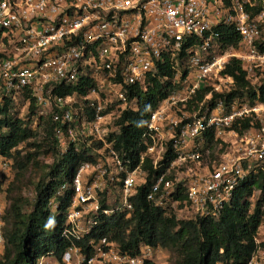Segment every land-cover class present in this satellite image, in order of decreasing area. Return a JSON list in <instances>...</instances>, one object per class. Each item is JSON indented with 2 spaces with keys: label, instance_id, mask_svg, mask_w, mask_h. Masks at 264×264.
I'll list each match as a JSON object with an SVG mask.
<instances>
[{
  "label": "built area",
  "instance_id": "obj_1",
  "mask_svg": "<svg viewBox=\"0 0 264 264\" xmlns=\"http://www.w3.org/2000/svg\"><path fill=\"white\" fill-rule=\"evenodd\" d=\"M255 5L249 0H0V46L10 48L0 57V107L8 98L21 102L30 92L36 106L32 128L50 118L57 124L58 157L74 147L86 158L48 201L55 217L62 200H70L63 237L81 241L104 217L124 213L130 218L148 177L146 159L157 170L170 143L177 157L153 183L148 200L168 212L176 210L174 194L183 183L187 218L219 216L245 177L264 172V103L228 106L222 98L235 87L234 79L223 75L231 59L242 62L249 79L264 70V5L253 16L247 7ZM221 24L239 33L237 51H222L215 30ZM165 58L176 85L152 113L146 150L133 167L114 146L117 122L124 111L137 109L130 92L145 87ZM87 82L84 93L58 92ZM201 90L207 94L199 101ZM215 95L220 97L212 101ZM179 105L194 111L175 117ZM22 106L25 117L30 101ZM241 119H251V127L237 132L233 126ZM211 130L216 139L230 140L232 153L209 171L190 173L188 182L169 179L167 172L175 167L202 162ZM11 172L12 163L0 157V174L8 178ZM5 206L0 197V260L6 246ZM256 241L259 247L248 264H264V248ZM88 246L91 254L73 243L61 261L46 256L37 264L48 258L57 264H147L159 252L143 245L130 256L107 239L91 238Z\"/></svg>",
  "mask_w": 264,
  "mask_h": 264
},
{
  "label": "trees",
  "instance_id": "obj_2",
  "mask_svg": "<svg viewBox=\"0 0 264 264\" xmlns=\"http://www.w3.org/2000/svg\"><path fill=\"white\" fill-rule=\"evenodd\" d=\"M247 9H251L254 16L262 10V6ZM215 30L219 33L223 52L238 48L241 37L233 26L221 24ZM260 49L264 51V41ZM223 75L232 77L235 81L234 89L222 96L228 106L234 101L250 105L264 103V79L253 85L240 60L231 59ZM174 77L170 61L165 58L148 78V84L142 88L134 87L129 94L130 98H137V109L124 111L119 118L114 146L132 160L133 167L139 163L140 153L146 150L144 136L148 130V121L173 91L176 85ZM85 85L90 84L87 82L76 88H59L58 92L61 95L72 94L75 90L84 93ZM206 94L207 90H201L197 95L198 100L201 101ZM23 96L21 103L20 97L8 98L0 107V157L12 163L14 172H22L36 163L40 152L51 155L52 162L48 166V173L36 187L35 202L28 211L24 210L25 205L18 199H13L12 203L3 199L7 177L0 176V197L6 205L3 221H6L8 214L12 216L11 230L3 232L6 246L0 264H37L40 258L46 256H53L61 261L63 254L73 243L86 254H91L88 246L91 238L115 242L122 253L130 256L138 255L143 245L157 250H170L178 256L176 264L249 263L259 247L256 240L259 229L264 224V172H253L245 177L219 216L187 218L184 213L187 197L183 183L178 185V191L174 194V201L178 203L176 210L168 212L153 206L148 200L153 183L165 174L169 164L177 157L171 143L162 166L157 170L146 159L144 169L148 177L134 198L135 208L130 218L124 213L104 217L96 231L81 241L63 237L65 213L70 200L68 197L62 200L55 217L54 211L48 207V201L65 179L70 180L74 176L78 166L86 158L83 153L75 152L74 147L59 158L55 138L57 124L50 118H43L38 122L37 128H32L35 98L28 91ZM218 97L220 96L215 95L212 101ZM26 100L30 101V106L27 115L22 117V105ZM250 122L251 119L238 120L233 130H248ZM39 136L42 140H38ZM205 137L203 154L221 143L212 130ZM25 144L36 148V153H27L21 149ZM256 192H259V197L253 204L251 199ZM50 221L52 226H49ZM261 247L264 248V242Z\"/></svg>",
  "mask_w": 264,
  "mask_h": 264
},
{
  "label": "rangeland",
  "instance_id": "obj_3",
  "mask_svg": "<svg viewBox=\"0 0 264 264\" xmlns=\"http://www.w3.org/2000/svg\"><path fill=\"white\" fill-rule=\"evenodd\" d=\"M252 3H255V6L264 5V0H249ZM263 38H264V27H263ZM230 52L237 51L235 49H229ZM10 52L9 46L1 47L0 46V57L8 55ZM264 79V70L257 71L255 75L250 77V81L253 85L259 84ZM21 103V102H20ZM194 110L189 109V107H183L179 105L174 111L173 115L175 117H181L183 114L192 113ZM26 112L21 111V116L23 117ZM43 137V134H40ZM168 138V137H167ZM38 140H42L40 138ZM218 145H214L210 150L206 151L203 154V160L200 164H184L178 167H175L170 172H167V177L172 179L173 181L179 182H188L192 176L190 175L193 173H204L206 171L211 170L213 167H217L224 159V154L232 153L231 150V143L230 140L225 137L223 140L218 139ZM31 143L33 141H30ZM23 150H26L27 153H36V148H30L28 144L22 146ZM25 153H23L24 155ZM52 162V156L46 155L44 152H40L36 159V163L33 165H29V167L22 171V172H14L7 181H5L4 185V193L3 199L9 201L10 203L13 202V199H18L22 202L24 206V210H30V206L35 202L36 198V187L39 182L45 177L48 173V166ZM3 177V174H0ZM259 197V192H256L253 196L252 203L255 204L256 200ZM181 217V214L179 213ZM8 220V221H7ZM12 216L8 214L6 221H4L3 232H8L11 230ZM49 226H52L49 225ZM259 242H264V224L260 227L258 237ZM158 255V254H157ZM178 260V256L170 250H161L159 257H157L154 261L148 262L147 264H176ZM46 264H57L56 259L48 258Z\"/></svg>",
  "mask_w": 264,
  "mask_h": 264
},
{
  "label": "crops",
  "instance_id": "obj_4",
  "mask_svg": "<svg viewBox=\"0 0 264 264\" xmlns=\"http://www.w3.org/2000/svg\"><path fill=\"white\" fill-rule=\"evenodd\" d=\"M161 253V250H159V252L157 253L158 255H156V257H155V259L157 258V257H159V254Z\"/></svg>",
  "mask_w": 264,
  "mask_h": 264
},
{
  "label": "clouds",
  "instance_id": "obj_5",
  "mask_svg": "<svg viewBox=\"0 0 264 264\" xmlns=\"http://www.w3.org/2000/svg\"><path fill=\"white\" fill-rule=\"evenodd\" d=\"M52 221L49 222V225H51Z\"/></svg>",
  "mask_w": 264,
  "mask_h": 264
}]
</instances>
